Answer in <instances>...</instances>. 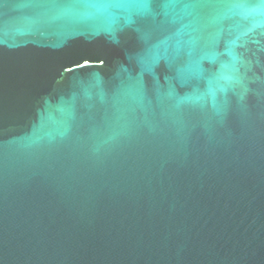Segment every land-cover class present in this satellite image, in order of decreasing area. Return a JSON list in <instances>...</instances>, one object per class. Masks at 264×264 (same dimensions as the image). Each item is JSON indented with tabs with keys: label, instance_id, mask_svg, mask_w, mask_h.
I'll use <instances>...</instances> for the list:
<instances>
[{
	"label": "water",
	"instance_id": "obj_1",
	"mask_svg": "<svg viewBox=\"0 0 264 264\" xmlns=\"http://www.w3.org/2000/svg\"><path fill=\"white\" fill-rule=\"evenodd\" d=\"M0 264H264V0H0Z\"/></svg>",
	"mask_w": 264,
	"mask_h": 264
}]
</instances>
